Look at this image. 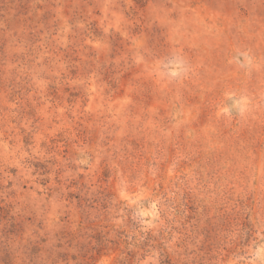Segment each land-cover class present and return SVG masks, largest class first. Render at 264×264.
Masks as SVG:
<instances>
[{"label": "rangeland", "instance_id": "374dc122", "mask_svg": "<svg viewBox=\"0 0 264 264\" xmlns=\"http://www.w3.org/2000/svg\"><path fill=\"white\" fill-rule=\"evenodd\" d=\"M0 264H264V0H0Z\"/></svg>", "mask_w": 264, "mask_h": 264}]
</instances>
